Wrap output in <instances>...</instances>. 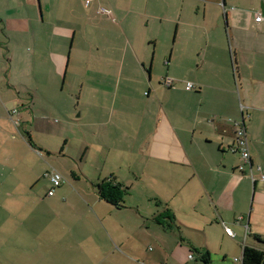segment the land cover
<instances>
[{"label": "crops", "instance_id": "1", "mask_svg": "<svg viewBox=\"0 0 264 264\" xmlns=\"http://www.w3.org/2000/svg\"><path fill=\"white\" fill-rule=\"evenodd\" d=\"M0 111V130L19 139L6 140L10 151L31 159L15 194L49 215L35 226L56 237L49 244L80 240L113 264H241L243 247L264 251V0H0ZM241 120L250 163L239 172ZM73 126L89 131L76 129L82 163L89 147L106 157L96 175H64L52 196L46 179L42 200L31 191L46 170L38 162L55 161ZM37 132L63 146L50 149ZM103 180L127 188L123 201L98 195ZM166 209L172 229L155 221ZM19 210L0 206L17 225ZM32 239L26 255L45 258L49 248Z\"/></svg>", "mask_w": 264, "mask_h": 264}, {"label": "rangeland", "instance_id": "2", "mask_svg": "<svg viewBox=\"0 0 264 264\" xmlns=\"http://www.w3.org/2000/svg\"><path fill=\"white\" fill-rule=\"evenodd\" d=\"M70 76V74L68 75ZM61 77V76H60ZM61 79L57 80L58 85H61ZM62 93V92H61ZM65 98V95H61ZM16 113L18 112L17 109ZM15 114V113H14ZM11 112L9 113V116L14 115ZM76 108L72 107L71 110L68 111V117L66 118V121L68 124H72V122L76 123ZM54 115H60L57 111H54L51 116ZM54 116L55 120L60 121L61 123L64 121L62 117ZM8 117V115H7ZM4 116V112L0 111V126L5 124V121L7 118ZM17 116L13 117L12 120L16 119ZM3 119V120H2ZM16 121V120H15ZM6 125V124H5ZM15 126V125H14ZM1 128V127H0ZM76 129L80 132H85L87 135L89 133L88 130L82 127H76L70 130V136L68 137V143L65 144L63 147V152L61 151L60 154L63 155V157L60 156L58 153V150H54L56 153V159L55 161L52 160L49 165L42 164L38 162L39 173L41 172L42 168L46 167L47 173L50 172L51 168L55 169L58 173L61 174L62 180L64 175H70L72 173L80 174L82 173H89L90 176L98 174V170L96 171L97 163L101 164V155L104 156L107 152L106 148L101 149V155L99 154L100 151L95 149V147H89L88 157L86 158L87 163H82V152L79 153L82 150V148H79V145L75 138L79 139L78 133H76ZM3 131L0 130V144H4L1 146L2 150H0V177L2 175L8 174V180L1 181L0 180V206H7L11 207L12 205L18 204L20 210H19V216H18V222H22L17 225V223H14V219L12 216V211H2L0 212V264H113L110 260L107 258L104 259L101 257L100 253L95 252V248L93 247H83L80 245L79 241L77 242H70L69 244H66V241H60L58 240V246L54 243L49 244L48 242L51 239H55V236L52 237H44L41 235L37 228L35 227L38 222H49V215L39 207H36V205H33L34 202L29 197H24L23 193L15 194V192L18 189H22V178L21 182H19L18 179L15 178V176L19 177V173L21 176L24 172L27 171V162H31L30 155L27 151H25L22 147L17 149V153L14 151H10L11 144L5 143L8 138H11L12 135H15L14 140H10V142H16L19 141V139L16 136V129L15 128H9L4 129ZM4 135L2 136V134ZM40 135H37L38 137H42L47 139V145L50 149L59 148L60 146H63L64 138L61 136H55L52 135H42L41 133L37 132ZM20 134L22 135L21 131ZM61 137V138H60ZM20 144V143H19ZM24 144V143H23ZM85 151V150H84ZM19 158L23 159L19 163ZM133 158V155H132ZM43 161V160H42ZM44 162V161H43ZM108 162V160H107ZM32 164L35 165V163L32 162ZM41 164V165H40ZM108 164V163H107ZM15 169V171H14ZM13 170V171H12ZM38 169H36V173ZM45 171L42 173L43 178L39 180V182H36L34 185V188L31 190L34 194H40L39 197L44 200V190L45 186L47 185V178L44 176ZM63 182V181H62ZM61 185V184H60ZM7 193H10V196H7ZM14 194V196H13ZM30 194V193H26ZM48 196V195H47ZM15 212V211H14ZM31 212V213H30ZM60 216V215H59ZM59 216L52 217L53 221H61L59 220ZM112 216L110 217V219ZM64 222L62 223L65 225L66 220L68 218L62 217L61 218ZM70 223H66V226L68 228ZM70 227V226H69ZM35 228V232H34ZM133 231H130L132 234ZM36 236H35V234ZM27 236V237H26ZM37 243V246H42L49 248V254L46 255V257H38L37 253H31L29 255H26L28 250V246L30 244L27 243L28 240H33ZM44 240V241H42ZM65 245L67 247V252L65 253ZM134 249L137 251L135 252V255L137 257L143 258L144 256V250H142V242L136 241L133 244ZM51 250V251H50ZM39 253V252H38ZM36 257V258H35ZM39 258V259H37ZM41 258V259H40ZM44 259V260H43ZM131 264H137L136 262H131Z\"/></svg>", "mask_w": 264, "mask_h": 264}, {"label": "trees", "instance_id": "3", "mask_svg": "<svg viewBox=\"0 0 264 264\" xmlns=\"http://www.w3.org/2000/svg\"><path fill=\"white\" fill-rule=\"evenodd\" d=\"M27 141L30 142V139L28 138ZM95 188L101 198L114 205H117L118 203L123 201V199L127 196V188H121V185L114 184L106 180L101 181L95 186ZM155 221L158 224L164 226L165 229H172L173 227V215L168 209L157 215ZM256 240L264 244V242L259 238H256ZM241 264H264V251H260L250 247H243Z\"/></svg>", "mask_w": 264, "mask_h": 264}, {"label": "built area", "instance_id": "4", "mask_svg": "<svg viewBox=\"0 0 264 264\" xmlns=\"http://www.w3.org/2000/svg\"><path fill=\"white\" fill-rule=\"evenodd\" d=\"M106 13L110 14L109 11H105ZM262 19L261 15L258 14V16L255 18L256 22H259ZM172 79L170 78H165L163 80V84L167 87H171L172 86ZM184 89L185 91H191L195 89V86L193 83L191 82H186L184 85ZM16 113V110L12 111V114ZM234 137H235V146L234 149L236 152L239 153L240 155V159H241V164L238 166L237 170L239 172L243 171V166L247 165L250 163V156H249V151H248V142H247V137H246V133H245V129L243 126V122L239 121L237 123H234ZM258 170V179L261 182H264V173L260 171L259 168H257ZM45 176L47 178H49V181L51 183V188L48 191L47 195L48 196H52L54 189L59 187V185L62 182V176L60 173H58L55 169L51 168L50 172L46 173ZM249 176L251 178V180L254 182V176L252 171L249 172ZM224 232L227 236L229 237H233V233L229 228H224ZM189 259H192V255L188 256ZM236 261V259H235Z\"/></svg>", "mask_w": 264, "mask_h": 264}]
</instances>
